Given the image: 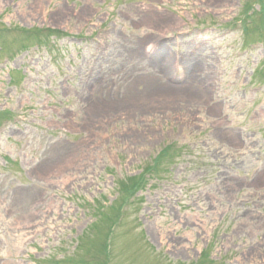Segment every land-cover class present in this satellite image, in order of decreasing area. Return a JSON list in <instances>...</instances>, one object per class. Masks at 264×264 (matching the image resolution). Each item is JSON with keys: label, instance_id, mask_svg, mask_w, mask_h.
Returning <instances> with one entry per match:
<instances>
[{"label": "rangeland", "instance_id": "374dc122", "mask_svg": "<svg viewBox=\"0 0 264 264\" xmlns=\"http://www.w3.org/2000/svg\"><path fill=\"white\" fill-rule=\"evenodd\" d=\"M0 264H264V0H0Z\"/></svg>", "mask_w": 264, "mask_h": 264}, {"label": "trees", "instance_id": "16d2710c", "mask_svg": "<svg viewBox=\"0 0 264 264\" xmlns=\"http://www.w3.org/2000/svg\"><path fill=\"white\" fill-rule=\"evenodd\" d=\"M165 151H163L164 153ZM142 180L140 179V182H132L131 184H127L123 187V192L125 193V195H132L134 192H137L142 184ZM126 197V196H125ZM124 197V198H125Z\"/></svg>", "mask_w": 264, "mask_h": 264}]
</instances>
